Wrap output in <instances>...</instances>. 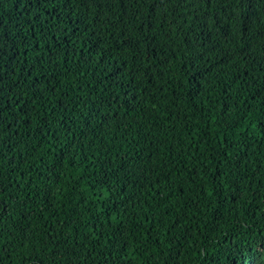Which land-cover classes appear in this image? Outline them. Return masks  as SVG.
Here are the masks:
<instances>
[{
	"label": "trees",
	"instance_id": "1",
	"mask_svg": "<svg viewBox=\"0 0 264 264\" xmlns=\"http://www.w3.org/2000/svg\"><path fill=\"white\" fill-rule=\"evenodd\" d=\"M2 264H264V0H0Z\"/></svg>",
	"mask_w": 264,
	"mask_h": 264
},
{
	"label": "snow or ice",
	"instance_id": "2",
	"mask_svg": "<svg viewBox=\"0 0 264 264\" xmlns=\"http://www.w3.org/2000/svg\"><path fill=\"white\" fill-rule=\"evenodd\" d=\"M33 2L40 3L41 0H33ZM43 2L48 3L49 0H43ZM51 2H54V0H51ZM5 111H7V109H0V112H5ZM2 195H3V192L0 191V196H2ZM261 252H264V248H261ZM0 264H2V261H0Z\"/></svg>",
	"mask_w": 264,
	"mask_h": 264
}]
</instances>
